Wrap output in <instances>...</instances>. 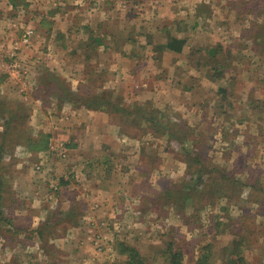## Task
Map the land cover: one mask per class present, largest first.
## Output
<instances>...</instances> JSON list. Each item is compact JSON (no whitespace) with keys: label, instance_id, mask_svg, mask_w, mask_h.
<instances>
[{"label":"rangeland","instance_id":"374dc122","mask_svg":"<svg viewBox=\"0 0 264 264\" xmlns=\"http://www.w3.org/2000/svg\"><path fill=\"white\" fill-rule=\"evenodd\" d=\"M39 1H29L33 4L29 10L19 12L0 5V20L9 25H0V144L6 146L0 155V188L4 195L0 208V264H125L128 257L118 247L121 241L133 246L144 264H168L171 243L180 247L183 264H221V259L228 260V251L218 252L214 221L221 198L245 191L239 184L246 179L238 168L240 164L232 167L224 163V156L238 136L236 123L256 101L252 94L260 97L253 108L259 117L255 118V132L264 138V0H43L45 4L40 6L44 8L39 7ZM57 8L58 12H52ZM177 13L179 18H186L190 31L193 23L199 22L194 29V33H200L199 40L192 37L189 44L192 57L181 65L188 74L183 79L175 60H168V67L158 58L150 60L151 53H155L153 47L166 40L162 37L153 42L154 29L159 24L172 31L165 23ZM42 16L53 33L44 38L46 42L42 39L45 45L40 44L41 40L35 43L36 28L32 24ZM111 16L110 24L107 20ZM55 21L58 24H53ZM87 26L94 31L93 36L101 39L104 33L108 38L101 47L92 42L89 49L83 46L89 37L84 31ZM181 26L187 29L186 23ZM30 29L34 35L24 43ZM55 32L66 33L58 50L52 41ZM45 35L47 32H43ZM108 43L112 44L109 55L116 56L120 51L124 54L120 64L131 70L121 84L111 82V74L102 68L117 63V59L105 60L106 51L101 52ZM171 43L166 45L169 50L180 49L181 43ZM216 46L222 49H216L213 55ZM56 59L66 65L64 74H54L51 69H56ZM219 63L232 69L219 70ZM191 68L198 72L190 75ZM72 69L78 70V76L68 75ZM146 79L152 81V92L145 86ZM76 83L78 88L85 84L83 89L95 94L101 89L112 92L107 96L125 109L116 114L110 109L102 112L116 122L119 135L124 133L137 141H112L109 151L101 150L103 156L92 159L81 155L78 159L67 135L69 114L58 104L52 105L59 92L62 95ZM249 83H254L257 91H251L250 98L246 91ZM218 89L224 91L216 93ZM236 100L240 101L238 111L237 106L232 108ZM258 104L262 108H257ZM139 110L169 123L171 135L160 134L163 129L152 131L153 124L141 120ZM9 112L14 121L3 140L2 115ZM39 133L50 135L47 150L22 160L27 155L28 137ZM195 155L198 162L192 161ZM90 159L94 166L88 164ZM188 159L192 161L190 172L197 170L207 177L202 193L193 191L194 183L187 179ZM106 161L111 170L104 181L97 183L96 176H101L97 170L108 168H102ZM262 169L253 171V176ZM176 188L182 190L178 195ZM173 189V201L179 209L163 206L153 213L152 204L162 203ZM188 191L192 196L186 201L183 193ZM252 196L261 197L262 193L257 191ZM244 206L238 204L239 216L232 219L249 214ZM194 207L199 220L188 219ZM227 214L225 210L224 216ZM200 217L209 218L212 225L206 228ZM5 218L13 223H6ZM244 222V226L256 230V224H248L249 219ZM36 229L44 230V240L34 232ZM208 241L216 242V246L202 252ZM241 251L242 261L238 264L245 263L247 254L251 257L249 250ZM85 256L86 261L80 258ZM235 256L230 254L232 259Z\"/></svg>","mask_w":264,"mask_h":264},{"label":"crops","instance_id":"0c3cea01","mask_svg":"<svg viewBox=\"0 0 264 264\" xmlns=\"http://www.w3.org/2000/svg\"><path fill=\"white\" fill-rule=\"evenodd\" d=\"M29 1H31V0H20V1H18V0H0V5H2V6L5 5L8 10L12 9L11 11H13V12H15V11L19 12L18 10H20V11L27 10L28 11L29 8L33 5ZM20 2H21V4H20ZM41 3L43 5L45 4L43 0H40L38 3L39 7L44 8L45 6H40ZM60 4H61V2H59L58 5H60ZM196 6L197 5H195L194 8ZM39 10H40V8H39ZM58 11H59V9L57 8L52 12H58ZM70 12H72V11H70ZM178 15H179L178 13L176 15H172L171 16V17H173L171 19L172 21L170 23H165V26L170 25L169 29H171L172 31L175 30L174 33L176 32V34H174L170 30L167 31V29H168L167 27L165 28L163 25L157 24V27L154 29V32H153V42L157 43L159 39H162V37H165L166 40L162 43L160 40L159 41L160 46L153 47V52H155L156 54L151 53L152 56L150 57V60L154 61L157 58L159 60H163V61H165V66L167 65V67H168V60H175V63H176L175 65H178L177 68L181 67V69H182V71H181L182 75H181L180 79H183V78L187 77L186 75H188L185 72L186 67H183L186 64L185 60L188 61V59L192 57L191 52H190L191 47L189 46V44L192 41L191 40L192 37H196L197 38L196 42H198L199 37H200V33H194L196 22L193 23L192 30L190 31L191 25L188 23L186 18H184V19L179 18ZM111 20H113V17H112V19L110 18V20H107V21L110 23ZM3 21L4 20H0V25L2 23H4L6 26L9 27L8 22L7 21L3 22ZM109 23H108V25H109ZM158 23H160V22H158ZM183 23L187 24V27H186L187 29H185V30H184L185 27L181 26ZM32 24H33V28H34V25L36 28L35 35L37 38L35 39V43H37V42L40 43V40H41L40 44H43L44 43L43 40H45V42L47 41L44 38L48 37L49 34H51V36L53 35L52 31H50V29L52 28L51 24L50 25L46 24L45 16H42V18H40V19L34 20L32 22ZM53 24H58V23L55 21V22H53ZM179 25H180V27H179ZM198 25H199V22L197 23V26ZM158 26H161V27H158ZM55 28H56V26H55ZM105 28L106 27H104V29ZM199 29H200V27H198L197 31ZM54 30L58 31V28L54 29ZM108 30H109V27H108ZM67 31L68 30H66L65 32H67ZM188 31H190V32H188ZM43 32L44 33L47 32V35H45L44 37H43ZM60 32H55V35L53 36V39H52L54 44H56L55 50H58L57 47L61 44L60 43L61 40L57 37V34ZM168 32H169V35H168ZM22 34H23V32H22ZM108 36H109V34H108ZM149 36H151V34ZM105 38L106 37L104 36V33H103L101 35L102 42H101L100 47L108 39V38H106V39ZM173 39H177V41L182 44L180 47L181 48L180 50L171 51V50H169L168 46L166 47V45H168V43H171V41ZM188 39H190V40L188 41ZM184 40L186 41L185 44H184V42H185ZM49 41H50V39H49ZM35 43H34V45H35ZM127 43H130V41H127L126 44ZM44 45H45V43H44ZM111 47H112V44L108 43V47H105V48L102 47L103 50L101 52L106 51V53L103 54V55H106L105 60L113 62L117 59V63H112V65H109V67H108V64H104V66L107 69H105V67H102V68H104V70H106L108 73L111 74V76H112L111 78L113 79L111 82L115 81L116 84L117 83L121 84L120 83L121 79H123V78L126 79L127 77H129L131 75V70L127 71L126 68L122 64H120V61L124 59L123 58L124 54L122 56V53H120V51L117 52L116 56H112V54L109 55V53H110L109 50ZM147 47H148V45H147ZM22 52H25V51H22ZM29 53H27V57L29 56ZM133 53H135V52L132 51L130 53L131 57H133V55H132ZM48 59H49L48 57H44V60L47 61ZM53 63H55V68H56L55 70L53 67L51 68V69H53L54 74L55 73L56 74L58 73L59 75L64 74L63 70L66 68V65L63 63V60H57L56 59V60H54ZM100 64H101V66L103 65V62H101V60H100ZM181 65H183V66H181ZM155 69H157V68H155ZM77 71H78L77 69H72L70 71V74H68V75L75 76L77 74L76 76H78ZM160 72H162V69ZM196 72H198V71H195L191 68L189 73H191L190 75H192V73L194 74ZM133 73H136V72L134 71ZM79 76H80V74H79ZM179 82L180 81L175 83L176 87L179 86L178 85ZM145 83H146L145 86L147 87V90L152 92L153 91V86L151 85L152 81L146 79ZM159 83L160 84L163 83L162 86L166 85L165 84L166 82H162V83L159 82ZM77 84L78 83H76L75 86L70 87V89L72 91L77 92V89H78ZM153 85H155L154 81H153ZM253 86H254V83L252 85L250 83L247 85L248 89H246V91L248 92L249 98H250V92L251 91L257 92L256 89L253 88ZM222 88H224V87H222ZM156 91L157 90H155V92ZM215 91H216V93L217 92L222 93L221 89H218ZM157 93H160V90L157 91ZM252 96H255L256 101L260 98L259 94L258 95L252 94ZM55 100L56 101H54L52 105L58 104L59 109L62 107V109L64 111H66L67 114H69V116L66 117L67 118L66 124H67V126H69L68 127L69 129L67 130L68 131L67 135H68L69 139L73 142V146L75 147L73 152L78 157V159L81 155H87L89 157L92 156L91 157L92 159H93V157L96 158L97 156H103V152L101 150L103 148H105V149H107L106 151H109L110 142H112V141L113 142L114 141H116V142L120 141V142H125V143H126L127 139H130L131 141H134V142L137 141V140L130 138L131 136H126L124 133L119 135V132H117V131H119L120 128L117 127L116 122L111 121L108 118V115H105L102 111L98 112V110H95V111L87 110L83 107H79L78 105L73 104L72 102L63 103L60 105L58 98H56ZM252 101H254V99ZM256 101H254L253 106L251 105V107L246 110V112H245L246 115L244 116V118L241 119L239 121V123L238 122L236 123V126L234 127V131H237L236 133L238 136H236L234 138V140H233L234 145L233 146L230 145V148L227 149L228 151H225L226 155L224 156L225 157L224 163H229L232 165V167L233 166L237 167L240 164V163H238L240 161V159H243L245 161V166L243 168L241 167V170H242L241 172L244 173V174H242V176H244L246 178L244 180L246 182V185H244V181H243V183H241V181L239 183L240 185H244L245 191H242V190L238 191L237 194L234 196L228 195L229 196L228 198H225V197L221 198L218 202V203H220V205H219L220 212L224 213V211L227 210L228 211L227 215L229 217H234V215L239 216L238 213L240 212V210L238 208L240 206L238 207V204H241V203L244 204L245 210L249 211V214L245 215V220L249 219V221H252V219H253L256 222V230H254V231L241 229L238 232L237 231L229 232V231L223 230V232L217 233V237H218L217 238V240H218L217 244L219 246L218 252H220V253H222L224 251H228V252L232 251L233 252V251H236L237 249L238 250L241 249L242 250V251L240 250L241 252H243V250L244 251L249 250V251H247V253L250 252L249 255H251V257H248V254L247 255L245 254L246 256H245V263L244 264H264V181H262L263 177H261V176H264V169L260 170L256 176H253V174H252L253 171H255L257 168H260V167L264 168V138H261L260 134L258 132H255V118L259 119V117L254 114V110H253ZM239 103H240V101L236 100V103H235V105L232 106V108H234V106H237L236 110L238 111ZM246 107H247V105H246ZM80 113H86V115L85 116H80V115L77 116V114H80ZM94 126H95V128H93ZM84 127H85V129H84ZM96 129H98V130H96ZM247 131H248V133H247ZM242 137H243V139H245L244 141L241 140ZM75 141L78 142V145H76L74 143ZM105 156L106 155H104V157ZM255 158H257V159H255ZM250 159L252 160V162H250ZM91 161L92 160L90 159V161H88V164L94 166L95 162L94 161L91 162ZM220 163H222V162H220ZM104 166H108L107 161H106V163L102 164V168ZM95 168L96 167H94L93 169H95ZM244 169H246V174H245ZM108 170H111L110 166H108V168L103 169L102 171L97 170V173L100 172V174H101V176L97 175L95 178L97 180V183H100L101 181H104V179L107 178L106 175L108 173ZM84 171H85V169H84ZM111 187L116 188L115 186H111ZM257 191H260L262 193L261 197L260 196L259 197L258 196L257 197L252 196ZM244 195H246V198L241 199V197H243ZM221 206H223V208ZM231 208H235L236 210H231ZM229 212H230V215H229ZM245 228H246V226H245ZM250 234H252L251 236H253V238L250 236ZM238 235H240V236L242 235L244 237V239H243L244 242L241 245H238V242H237V239L239 238ZM80 258H83V260H85V258H87V256L80 257ZM222 261H223V259H221V264H225L226 261H227V264H229L227 259L224 260V262H222ZM80 264H82V263H80ZM211 264H219V263L212 262Z\"/></svg>","mask_w":264,"mask_h":264},{"label":"trees","instance_id":"16d2710c","mask_svg":"<svg viewBox=\"0 0 264 264\" xmlns=\"http://www.w3.org/2000/svg\"><path fill=\"white\" fill-rule=\"evenodd\" d=\"M261 10H258L256 12L260 13ZM199 13H200V11L198 12V14ZM197 23L198 22H196V24H195V28L197 26ZM84 31L89 36L88 40L83 41V46L85 48L87 47V49H89L90 46H91V42L93 44H96V46L101 44L102 40L99 37L93 36L94 31L91 30L88 26L84 29ZM57 37L60 40L63 39L64 37L66 38V33H64V34L63 33H58ZM174 41L176 43L178 42L177 39H173L171 42H174ZM185 43H186V41L184 42V44ZM171 44L172 43H168V45H171ZM179 45L181 47L182 44H179ZM96 46L94 48H97ZM180 49H178V50H180ZM216 49L221 51L222 48L219 47V46H216L214 49H212L213 55H214V53H216ZM218 65H219V67H222V68H219V70H225L227 72L228 65L227 66L226 65H222L220 63ZM230 69H232V67H230L228 70H230ZM1 78L2 77L0 76V79ZM82 84L77 89V92L72 91L71 89H68V91L66 90V92L63 91V93L61 95V93L58 91L59 94L56 95V96L58 97V101H59L60 105L63 104V103L72 102L75 105H79L80 104V105L84 106L86 109H91V110H98V111H106L107 110V111H109V109H110V111L112 113H114V114L120 113L121 111H123L125 109V108L123 109L122 106H119L118 102H115L114 100H112L111 96H107V95H111V93H112V92H108L109 90H107V91L106 90H101V93L95 94L92 91H86L85 89H83L82 86L85 85V84H83V85ZM223 89H222V92L226 88L224 90ZM90 90H92V89H90ZM256 107L257 108H262V106H260L259 104L256 105ZM125 112H127V114L129 116H132V114L129 111H125ZM140 113H141V120H144V121L148 122L149 124H151V123L153 124L152 131L153 130L159 131L160 129H163L162 131H160V134H162L163 132L168 134V132H169V136L171 135V132L169 131V123H167V122L165 123L162 119L158 120L154 116L151 117L145 111L141 110ZM3 114L4 115H2L3 116L2 118L5 120V122H4L5 131L2 134L4 136L3 140H5V139H7V134H8L7 131L9 130V126L14 121V116L10 112L8 113L9 115H5V113H3ZM154 118H155V120H154ZM153 134H156V133H153ZM49 138H50V135H48V134H40V133L36 137H32V136L28 137V140H27L28 148H27V151H26L27 155H23L22 156V160H25V159L27 160V158H31L35 154H38V153L43 152V151L45 152L47 150V148H48ZM5 147L6 146H5L4 142L0 144V155L3 152ZM186 152L190 154V151H186ZM26 153H24V154H26ZM0 158H1V156H0ZM198 160H199V157H196V155L192 159L193 162H196V161L198 162ZM192 161H191V159H188L185 162V164L187 166L186 171H187V174H188L187 179L194 183V186H193L192 190L193 189L195 191L200 190V193H202L204 191L203 187H204V183H206V181H207V177L204 178V174H201V172L197 171V170L190 172V170L192 169L190 163ZM238 163H240V166L238 167L240 169H241V167L243 168L245 166V161L243 159H240V161ZM240 171H242V170H240ZM244 185H246L245 181H244ZM175 190L174 189L171 190L172 192L168 191L166 193V195L164 196V197H167L163 201L164 203L163 202L162 203H153L150 210H152L153 213L157 214L159 209L161 207H163V206H174L175 208L179 209V206L177 205L176 201H173V196H174L173 193L175 191V193H177L175 195H178L179 193L182 192V190H179L177 188ZM191 192L192 191H188V192H184L183 193L184 197H185V200H186V198H188V199L191 198L190 197V196H192ZM2 201H4V195H3V189L0 188V208L3 207V205L1 204ZM191 202H194V201H191ZM192 210H193L192 211L193 214L190 213L188 219L189 218H196V219L199 220V213L197 212V209H195V207H194V208H192ZM179 211H181V210H179ZM218 214L219 215L216 214L218 216L217 220L214 221V223L217 226V229L214 232L216 238H218L217 237V233L223 232V230H226V231H229V232H231V231L232 232L233 231H237L238 232L241 229L242 230L245 229V230L253 231V230H251L248 227L245 228V226H244L245 222H246V221L244 222L245 216H243V217L241 216L242 217L241 219H232V217L224 216V213L220 212V210L218 211ZM200 220L203 221L204 224H206V226H205L206 228H209L212 225V223H213L212 220H210L209 218H206V220H204L202 217H200ZM5 221H6V223L8 222L9 224L13 223V221L10 220L9 218H5ZM248 224L249 225H253V224H256V222L252 219V221H249ZM16 231L20 233V231L18 229H16ZM34 232L37 234V236L41 240H44V238H45L44 230L36 229ZM238 237H239L237 239L238 245H241L244 242L243 241L244 237L242 235L241 236L238 235ZM215 243L214 242L210 243L208 241L207 244L202 246V252H203V250H211V249L213 250V248L216 246ZM169 246H170V248L167 251V257H168L167 262H168V264H183V256L184 255H183L180 247L176 246V245H173L172 243L169 244ZM118 247L120 248L121 253L122 254H126L127 257H128L125 260V264H144V262L141 261V256H140L139 252L133 246L128 245L126 242L121 241V242H118ZM231 253H235L237 256H235V258L232 259L230 257ZM239 253H240V250H238V249L236 251H233V252L232 251L228 252V254H229L228 262H229V264H238V261H242V260H239L240 258H242L241 254H239ZM238 255H239V257H238Z\"/></svg>","mask_w":264,"mask_h":264},{"label":"built area","instance_id":"2783aa9c","mask_svg":"<svg viewBox=\"0 0 264 264\" xmlns=\"http://www.w3.org/2000/svg\"><path fill=\"white\" fill-rule=\"evenodd\" d=\"M33 35H34V30L33 29L28 30L24 35V43H27L28 39L31 38Z\"/></svg>","mask_w":264,"mask_h":264}]
</instances>
